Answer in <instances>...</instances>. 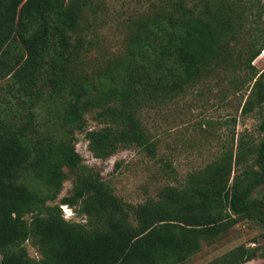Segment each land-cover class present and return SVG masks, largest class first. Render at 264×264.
<instances>
[{"label": "trees", "instance_id": "1", "mask_svg": "<svg viewBox=\"0 0 264 264\" xmlns=\"http://www.w3.org/2000/svg\"><path fill=\"white\" fill-rule=\"evenodd\" d=\"M88 6L0 0V80L9 79V92L20 93L25 109L44 93L65 100L58 132L38 130L30 112L0 109V264H182L241 220L264 222V137L257 145L240 139L236 158L228 150L200 174L137 205L116 196L75 143L85 133L100 160L133 147L154 152L144 112L235 67L228 47L264 2L158 0L154 13L135 22L125 55L93 79L76 74L93 44L79 28ZM261 31L248 46L244 69L254 85L244 114L264 109V72L253 65L264 50ZM93 114L96 128L89 126ZM69 178L71 194L60 199ZM63 206L87 222L66 219ZM258 259L264 248L242 244L207 264Z\"/></svg>", "mask_w": 264, "mask_h": 264}, {"label": "rangeland", "instance_id": "2", "mask_svg": "<svg viewBox=\"0 0 264 264\" xmlns=\"http://www.w3.org/2000/svg\"><path fill=\"white\" fill-rule=\"evenodd\" d=\"M86 1L89 6L79 28L89 40H93V44L87 57L77 62L76 74L93 79L109 62L125 55L135 22L154 13L157 9L153 4L158 0ZM256 2L254 0V4ZM261 11L263 15L260 19ZM263 11L264 8H255L256 19L247 25L244 35L240 37L239 34L231 41L227 55L235 67L230 71L210 74L193 91L163 108L144 112V125L156 142L154 152L133 147L120 150L108 160H100L90 152L85 133L77 134L76 151L86 165L101 172L103 180L116 196L133 205L144 203L156 198L165 186L177 185L191 174H200L228 150H232L236 158L240 139L256 145L262 141L264 109L244 114L243 108L254 85V82H249L244 69L250 56L248 46L261 30L264 39ZM253 65L264 72V50ZM8 85L9 79L0 80V109H20L25 114L30 112V119L24 115L25 121L31 120L38 130L59 131V117L65 100L59 99V95L44 93L37 103L25 109L20 93H10ZM89 126L98 127L94 114L92 118L89 115ZM239 170L236 169L237 172ZM73 186L72 178L66 180L60 199L70 195ZM260 190L264 193V186ZM62 210L68 220L87 222L68 206H63ZM242 244L264 248V222L241 220L213 245L205 244L200 253L182 264H207ZM27 246L30 255L37 257L36 248L29 243ZM247 264H264V259Z\"/></svg>", "mask_w": 264, "mask_h": 264}]
</instances>
